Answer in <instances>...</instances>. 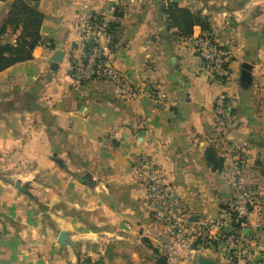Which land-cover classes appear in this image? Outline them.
Wrapping results in <instances>:
<instances>
[{"label": "crops", "instance_id": "0c3cea01", "mask_svg": "<svg viewBox=\"0 0 264 264\" xmlns=\"http://www.w3.org/2000/svg\"><path fill=\"white\" fill-rule=\"evenodd\" d=\"M14 1H0V29ZM113 1L37 0L42 44L33 60L0 73V103H13L0 120V264H157L165 231L132 176L141 155L161 167L193 222L216 216L240 188L255 191L241 233L245 259L217 242L167 264H264V0H122L110 64L137 88L130 98L110 82L72 78L84 59L76 15L103 12ZM169 2L206 16L210 33L196 27L180 37L167 25ZM18 34L8 29L0 45L14 44ZM199 34L234 51L228 82L203 67ZM220 93L230 101L224 133L215 124ZM210 148L222 171L208 165ZM62 231L73 246L59 244Z\"/></svg>", "mask_w": 264, "mask_h": 264}, {"label": "built area", "instance_id": "2783aa9c", "mask_svg": "<svg viewBox=\"0 0 264 264\" xmlns=\"http://www.w3.org/2000/svg\"><path fill=\"white\" fill-rule=\"evenodd\" d=\"M122 0H114L103 12L95 15L78 13L75 27L84 46V59L72 69V78L79 83L103 80L115 86L122 97H134L137 88L110 64L114 45L112 25ZM195 53L211 79L226 83L230 78V65L234 51L219 44L211 34L194 37ZM50 46V45H49ZM230 111V101L220 93L214 102L215 124L224 133ZM133 178L146 191L153 220L165 231L164 253L169 259L188 258L191 254L223 242L237 259L248 254L242 235L233 225L244 222L250 214L255 191L251 187L237 190L233 198L220 212L204 220L193 222L188 204L167 183L161 167L151 157L141 155L133 164Z\"/></svg>", "mask_w": 264, "mask_h": 264}, {"label": "trees", "instance_id": "16d2710c", "mask_svg": "<svg viewBox=\"0 0 264 264\" xmlns=\"http://www.w3.org/2000/svg\"><path fill=\"white\" fill-rule=\"evenodd\" d=\"M31 1L35 2L34 5H32ZM163 12L167 16L168 27L177 29L178 35L182 38L192 37L196 27H199L202 32L210 33L211 31L209 19L200 12H192L188 9L181 8L174 2H169L164 7ZM115 17L116 21L112 25V30L114 31V44L118 20L122 17L121 7H118ZM43 20L44 15L37 9V0H15L12 3L7 18L0 29V34H4L8 29L13 30L14 33L18 32L19 34L14 44L0 45V73L15 64L34 59V50L42 44L40 28ZM206 160L214 171L223 170L224 162L222 159L218 158L216 150L213 148L206 151ZM233 227L235 232L241 235L243 228L241 223L234 224ZM216 244L217 242H214L212 246ZM158 255L157 264H167L169 257L165 253L163 255Z\"/></svg>", "mask_w": 264, "mask_h": 264}, {"label": "water", "instance_id": "95a60500", "mask_svg": "<svg viewBox=\"0 0 264 264\" xmlns=\"http://www.w3.org/2000/svg\"><path fill=\"white\" fill-rule=\"evenodd\" d=\"M63 55L61 53H58L53 59V66L54 68H56L58 66V64L62 61ZM251 67H249L247 64H245L243 66V72H242V83L245 87H248L251 85L252 83V79L250 76V71H251ZM10 110H13V103L12 102H4L2 101L0 103V120L2 118H4V115L9 112ZM55 162L58 163L59 165L61 164V161L58 160L55 157ZM90 174H86L84 175V177L82 178V183L83 184H87V181L90 180ZM15 187L25 193L28 194L29 193V186L28 185H23L21 186V182L20 181H16L15 183ZM58 242L61 246H66L67 244L69 245H74L73 242L70 240L68 234L66 231H62L58 237ZM198 264H215V261L213 260H209V259H205V258H199L198 259Z\"/></svg>", "mask_w": 264, "mask_h": 264}, {"label": "rangeland", "instance_id": "374dc122", "mask_svg": "<svg viewBox=\"0 0 264 264\" xmlns=\"http://www.w3.org/2000/svg\"><path fill=\"white\" fill-rule=\"evenodd\" d=\"M32 184V183H31Z\"/></svg>", "mask_w": 264, "mask_h": 264}]
</instances>
